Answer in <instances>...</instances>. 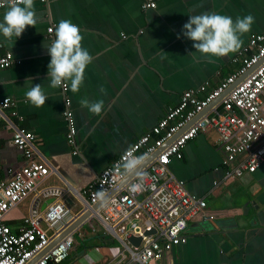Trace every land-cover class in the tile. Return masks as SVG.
Masks as SVG:
<instances>
[{
  "label": "crops",
  "instance_id": "crops-1",
  "mask_svg": "<svg viewBox=\"0 0 264 264\" xmlns=\"http://www.w3.org/2000/svg\"><path fill=\"white\" fill-rule=\"evenodd\" d=\"M141 3L34 0L38 17L35 26L26 27L11 41L0 35V54L10 52L14 60L12 66L0 70V100L12 103L4 111L6 119L0 120V181L7 180L25 162L12 143L13 129L8 125H15L33 134L37 159L50 171L42 186L82 191L175 106L181 93L205 82L210 89L237 70L232 59L251 35L264 33V0H156L152 10H143ZM6 10L0 9V21ZM205 12L225 14L234 21L248 14L254 16L255 22L241 37L243 45L238 52L211 58L195 52L194 42L181 30L189 16ZM62 19L78 25L82 47L93 57L76 93L70 86L65 91L49 87L47 80L50 57L45 45L50 40L46 30L53 25L55 32ZM31 84L43 86L48 97L43 106L25 102ZM85 98L104 102L99 116L81 107L80 101ZM65 111L71 114L72 143L66 138L69 122ZM217 142L213 131L199 134L186 144L182 159L169 164L171 173L185 183L190 194L204 198L207 213L215 214V219L190 221L186 242L150 264H264V162L253 174L223 182ZM214 182L220 185L216 187ZM63 202L72 213L81 209L70 192ZM29 205L30 197L10 210L3 223L14 232L26 228ZM78 244L70 254L77 258L74 264L80 260L81 264H101L118 253L111 245L102 244L93 245L91 256L92 250L88 252L84 243Z\"/></svg>",
  "mask_w": 264,
  "mask_h": 264
},
{
  "label": "built area",
  "instance_id": "built-area-1",
  "mask_svg": "<svg viewBox=\"0 0 264 264\" xmlns=\"http://www.w3.org/2000/svg\"><path fill=\"white\" fill-rule=\"evenodd\" d=\"M6 7L7 0H0V9ZM155 7L156 0H142L143 10ZM53 32L51 25L46 30L50 42L55 39ZM232 62L239 63L237 70L210 89L205 82L197 89L181 93L178 103L131 143L129 147L135 155L147 154L140 169L145 179L139 192L130 191V185L136 182L134 177H124L117 171L129 147L82 191L42 186L50 171L37 159L33 134L8 125L13 129L12 143L25 162L7 180L0 181V264H61L71 256L76 239L94 235L117 241L121 247L114 257L101 264L156 263L186 242L185 231L190 221H213L215 214L207 213L204 198L190 194L185 183L171 173L169 164L173 159L181 160L186 144L207 131L217 135L223 182L253 174L264 162V33L251 35ZM13 64L10 52L0 54V70ZM11 105L8 99L0 100V120L6 119L4 111ZM64 117L69 122L67 142L72 143L70 112L65 111ZM126 178L128 181L122 184ZM218 185L220 182H214V186ZM101 191L105 197L114 192L99 209L93 210L101 201L96 195ZM69 192L81 205L76 214L63 202ZM28 197L26 228L14 232L3 219ZM56 207H63L66 214L53 219L50 212ZM84 211H91L84 223L51 246ZM130 237L139 239L138 245L130 243Z\"/></svg>",
  "mask_w": 264,
  "mask_h": 264
},
{
  "label": "clouds",
  "instance_id": "clouds-1",
  "mask_svg": "<svg viewBox=\"0 0 264 264\" xmlns=\"http://www.w3.org/2000/svg\"><path fill=\"white\" fill-rule=\"evenodd\" d=\"M37 13L34 9V0H7V10L0 21V35L11 41L13 36L20 37L26 27H34L37 23ZM255 22L254 16L248 14L232 17L215 12H205L200 15L189 16L183 25L181 34L193 41L195 52L211 57H227L230 53H236L243 45L242 36L251 30ZM55 39L47 46L50 55L47 80L49 87L59 88L63 86L73 93L80 90L84 82V74L93 57L87 49L82 47L83 36L80 28L70 19H62L55 27ZM178 39L180 36L178 35ZM194 52V53H195ZM189 52L188 55H193ZM187 55V56H188ZM48 97L43 91V86L32 85L26 90L25 102L35 107L43 106ZM81 107L90 113L99 116L104 109L102 100L90 102L82 99ZM147 159V154L137 156L134 149L129 147L121 162L117 165V171L124 177L132 176L136 182L130 185L131 192H139L143 189L145 174L140 171ZM98 199L103 200L105 193L98 192ZM66 214L63 207H56L50 212L53 219H58Z\"/></svg>",
  "mask_w": 264,
  "mask_h": 264
},
{
  "label": "water",
  "instance_id": "water-1",
  "mask_svg": "<svg viewBox=\"0 0 264 264\" xmlns=\"http://www.w3.org/2000/svg\"><path fill=\"white\" fill-rule=\"evenodd\" d=\"M129 178H126L123 182H127ZM120 184V185H122ZM119 187V186H118ZM114 191H112L109 195H111ZM106 196L103 200H101L97 205L93 206V210H97L99 209V207L106 201V199L109 197ZM91 211H84L82 213H80L79 217L73 222L71 223L61 234L58 238L54 239V241L51 243V246L54 245L58 240H60L62 237H64L65 235H67L68 233H71L73 232L78 226L82 225L84 223V221L89 217ZM128 241L130 243H132L133 245H138L139 243V239L137 238H133V237H130L128 239Z\"/></svg>",
  "mask_w": 264,
  "mask_h": 264
},
{
  "label": "rangeland",
  "instance_id": "rangeland-1",
  "mask_svg": "<svg viewBox=\"0 0 264 264\" xmlns=\"http://www.w3.org/2000/svg\"><path fill=\"white\" fill-rule=\"evenodd\" d=\"M76 242H77V244L79 243V244H82V243H84V246L86 247V248H88L87 249V251L89 252V251H91L93 248H90V246H92L93 245V242H89V240H88V238H84V239H82V240H79V238L78 239H76ZM78 244V245H79ZM82 246V245H81ZM84 247V248H85ZM111 247L112 248H114L115 250H117L118 252H119V250H121V247H120V245L118 244V242L117 241H114L112 244H111ZM94 250H92L91 252H90V255L92 256L93 254H92V252H93ZM74 262H77V258L76 257H74V256H70L65 262H63L62 264H74ZM82 263V260H80V261H78V263H76V264H81Z\"/></svg>",
  "mask_w": 264,
  "mask_h": 264
},
{
  "label": "trees",
  "instance_id": "trees-1",
  "mask_svg": "<svg viewBox=\"0 0 264 264\" xmlns=\"http://www.w3.org/2000/svg\"><path fill=\"white\" fill-rule=\"evenodd\" d=\"M236 65L238 66L239 63H236ZM237 66L235 67V69H238L239 68V66L238 67ZM233 71H234V69H233ZM231 73H233V72H231ZM231 73H228L225 77H223V79L226 78V77H228ZM214 86H212V87H214ZM89 239H91V242H93V245H95V246L102 245V244L111 245L114 242V241H109L106 238H103L102 239V237H100V235H94L93 237H88V240ZM93 245L91 247H94Z\"/></svg>",
  "mask_w": 264,
  "mask_h": 264
}]
</instances>
